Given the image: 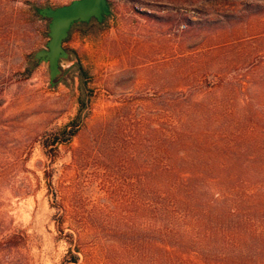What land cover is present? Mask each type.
<instances>
[{
	"label": "rangeland",
	"instance_id": "374dc122",
	"mask_svg": "<svg viewBox=\"0 0 264 264\" xmlns=\"http://www.w3.org/2000/svg\"><path fill=\"white\" fill-rule=\"evenodd\" d=\"M73 1L0 0V264H264V0H109L53 85L39 10Z\"/></svg>",
	"mask_w": 264,
	"mask_h": 264
},
{
	"label": "water",
	"instance_id": "95a60500",
	"mask_svg": "<svg viewBox=\"0 0 264 264\" xmlns=\"http://www.w3.org/2000/svg\"><path fill=\"white\" fill-rule=\"evenodd\" d=\"M39 14L50 20L49 41L46 48L34 54L33 61L47 64L52 84L62 74L61 62L68 61L69 52L64 48L72 29L79 23L96 19L99 23L111 14L109 0H75L58 8H42Z\"/></svg>",
	"mask_w": 264,
	"mask_h": 264
},
{
	"label": "trees",
	"instance_id": "16d2710c",
	"mask_svg": "<svg viewBox=\"0 0 264 264\" xmlns=\"http://www.w3.org/2000/svg\"><path fill=\"white\" fill-rule=\"evenodd\" d=\"M36 13H38V11H36ZM104 21H105V20H104ZM102 23H103V22H102ZM221 48H222V46L217 47L216 50H215V52H216V53L219 52V51L221 50ZM29 64H31L33 67L36 66V63H31V62H29ZM33 67H32V68H33ZM32 68H31V69H32ZM218 76H219V75H218ZM82 85H84V82H82ZM219 86L221 87V86H223V85H219ZM84 97H85V95L83 96V98H84ZM84 109H85V101H84V99H81V109H80V113H79V115L77 116V118L71 123L70 127L63 129L59 135L55 136L54 139L51 141V143H50V142H47L45 147L47 148V147H49V146H52V149H51V150H54L53 148H55V146H57L58 144H61V143H62V144H64V143H68V142H69V141H70V140H71V139L77 134L78 126H79V124H80V122H81V119H82V115H83ZM69 128H70V129H69ZM216 150H217V149H216ZM227 154H229V153H227L226 150L220 151V157H221V156H225V155H227ZM240 154H242V152H241V151H237V152L235 153V156H236L237 158H242V157H240V156H241ZM222 167H224L225 170H226L227 168H229V170H230V167H228L227 165H225V166L222 165ZM185 181L190 182V180H185ZM182 187H183V185H179V182H178L177 184H175V185H174V189H176L175 192H176V191H178V192L180 191V192H181ZM169 190H172V189H171V185H169ZM171 192H172V191H171ZM173 192H174V191H173ZM182 192H183V190H182ZM190 193H191V191H190ZM174 194H175V193H174ZM175 195H177V194H175ZM223 201H224V200H222V199H215V197H214V198H212V199L209 201V204H207V206H208V208H213V206H216V205H214V204L216 203L217 205H219V209H220L221 217H223V216L225 215V216H228V217H227L228 219L233 220L234 217H232L231 212L225 214V207H224V202H223ZM220 207H221V208H220ZM223 207H224V208H223ZM231 222H232V224L235 223V222H233V221H231ZM260 223H261L262 226H264V218L261 219ZM238 226L240 227V229H242V226H243V222H242V220H240V222H238ZM238 232H239V231H238ZM242 232H243V231H242ZM242 232L238 233V235L241 236V237H240V239H239V244H238V246H237V252H236V254L238 255V254L240 253V255H244V254H245V253H244V249H246V248H244V247H245V245H247L249 242H252V243H258V244H262V245H263V248H262V250H261V249H258L257 254H255L253 257H254L255 259H257V258H261V257H262V259H264V234H262V235H253V236H249L250 233H247V234H246V238H244V236L241 234ZM255 234H256V233H255ZM256 256H257V257H256ZM73 258H74V260H77V259H78L77 255H75ZM74 262H76V261H74Z\"/></svg>",
	"mask_w": 264,
	"mask_h": 264
},
{
	"label": "flooded vegetation",
	"instance_id": "af4514ba",
	"mask_svg": "<svg viewBox=\"0 0 264 264\" xmlns=\"http://www.w3.org/2000/svg\"><path fill=\"white\" fill-rule=\"evenodd\" d=\"M93 20V19H92Z\"/></svg>",
	"mask_w": 264,
	"mask_h": 264
}]
</instances>
